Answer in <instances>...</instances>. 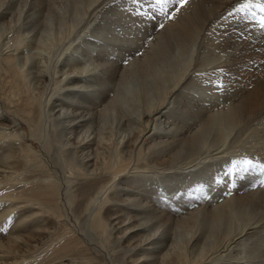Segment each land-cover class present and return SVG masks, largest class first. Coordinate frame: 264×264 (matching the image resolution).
Segmentation results:
<instances>
[{
	"label": "bare ground",
	"instance_id": "1",
	"mask_svg": "<svg viewBox=\"0 0 264 264\" xmlns=\"http://www.w3.org/2000/svg\"><path fill=\"white\" fill-rule=\"evenodd\" d=\"M4 1L3 3H5ZM45 2L47 1L45 0ZM240 2L241 0H187V4L183 7H179L175 2L170 3L169 9L172 12L169 13L171 15L169 17L172 18L161 16L153 19L150 16L145 25H141L148 35L152 34V37L147 46L142 49L140 56L135 57L134 54L138 50L133 51L131 49L133 47L123 49L124 53L134 55V58L130 56L133 63L130 61L129 63L135 69L123 67L119 70L117 64H114V60V62H109L103 56L104 61L102 60L103 63H101L103 68L96 79L97 86H94L95 91L91 89L89 95L84 93L78 95L79 90L83 89V86L85 88L86 85L79 83L80 76L69 75L70 69L69 71H60L61 74L59 73L58 77L54 76L52 85L55 86H53L54 88L50 87L52 92L49 93L45 102L46 105L50 103V118L59 120L56 127L53 124L52 133L53 139L57 144L60 143V146L58 148L54 146V149L60 148L59 152H62L61 156L65 162L64 167L65 172L68 173V179L73 180V183L74 180L79 181L75 182L78 184L76 193H69L68 188L63 192L69 206L72 204L69 211L73 219L62 202L60 181L58 182V176L56 177L53 173L56 169L52 172L47 170L44 167L45 161L43 164L41 159V150L35 149L32 146L33 143L29 142L31 136L34 135L36 123L40 117L42 96L45 97L41 89L32 90L31 81L44 84L49 80H46V70L41 69L40 65L42 64L38 65V63L28 69L29 67L25 66V61H19V53L17 55L16 52L17 48L22 45L20 43L23 37H17V40H14L16 37L11 39L16 44L15 48L13 44H8L10 40L2 46L0 31V50L3 51L0 56V264H98L96 252L78 232L73 220H83L84 226L92 232L94 237L104 243L111 240L117 241L118 245H115L114 248H120L119 252L123 249V252L128 255L123 257L124 260L119 264H151L153 261H157L159 264H168V262L186 264L189 261L188 253L193 251L194 261L210 251L211 253L215 252V256L210 258L211 261L215 257L230 256L241 245H250L249 243L257 246L258 244L264 245V191L262 189L242 187L239 188L238 193L231 190L227 199L220 200V203L209 207L207 204L206 206L201 205L204 197L200 202L197 201V205L194 201L198 197L196 199L185 198L189 197V194L191 197L196 194L195 192L193 194V191L195 188L197 189L195 186L198 184H193L191 181L187 186L184 185L187 188L182 187L184 190L187 189L188 195L185 192L184 198L179 201L172 200V205H169L171 208L168 209L173 212L183 210L180 212L184 214L173 217L165 209L158 210L159 202L163 201H158L156 197L159 196L155 197L156 190L153 189L158 188L160 182L152 177L146 184L144 178L142 181V177L137 176L142 175L143 171H139L141 168L142 170L145 168V171L157 169L153 174L156 175L166 174L168 173L167 169L178 166L177 168H182V171L169 174V190L165 193L167 196H171L169 195L172 192L170 189H174V195H176L177 192L183 190L179 184L187 179L189 172L193 170L189 168L196 165L194 169L197 170L198 163L203 162H198L201 158L199 151L206 143L207 132L211 130H208L210 125H213L214 128L217 122L215 125L213 123L217 120L218 124L232 126V129L229 130L234 132L224 134L218 130H222V128H218L217 133L219 132V134L211 141L210 145L211 149L215 151L204 156L208 162L210 160L206 158L207 156L217 159L216 162L213 159L214 161L212 160L208 166L210 172H215L214 177L219 174L218 171L225 168L226 158L223 153L239 151L242 147L247 146H245L246 142H242L241 135L243 133H245V140H249L248 142L251 144L250 149L256 151L257 148L254 147L259 146L258 149H261V152L264 150V116L260 117L261 112L264 113V34L256 30V26L259 25L256 20L243 19L244 14L232 13V9L237 7ZM11 5L9 3L7 7L2 8L4 6L0 0L1 29L2 26L5 29L8 23H12L11 17L14 14L10 13ZM22 7L24 8V6ZM178 7L179 11H177ZM17 8H15V12ZM19 10L21 7L17 10L20 13ZM52 11L54 10L52 9ZM253 11L257 13V16L260 15L258 10L253 9ZM22 12L23 10H21ZM29 12L31 14L32 11ZM124 13L122 14L124 15ZM229 13L232 15L229 16ZM38 14L44 15L45 13ZM38 14H36L37 17ZM49 14L52 15L50 10ZM55 15L53 13V18ZM128 16L130 15L128 14ZM60 18L64 21L62 17ZM129 18L131 19V16ZM40 19V22L43 21ZM50 20L48 18L49 22ZM15 23L13 22L11 26L13 27ZM125 23L127 25V22ZM42 24L43 22H41ZM161 24L164 26L160 27ZM59 27H63L62 24ZM117 28L119 29V27ZM11 29L9 28V34ZM9 37L7 38L9 39ZM70 44H73V40ZM128 45L127 47L131 46ZM196 51L201 53L197 59L195 58ZM112 55L113 53H111ZM123 56L119 55V58H123ZM115 57H118L117 54L114 59ZM119 58H117L118 62ZM134 73L137 78L133 75V79L137 85L135 83L134 90L128 88V93H126L124 80H128V78H125V75ZM129 76L131 77V75ZM209 80L223 81L224 90L222 92L215 91L207 83ZM199 81L200 86L195 87ZM202 87H206V91L210 88L208 94L214 96L213 100L216 104L218 102L215 98L223 97L225 104L218 114H212L210 101L209 103L201 101L202 93H200L202 96L199 99L200 95L197 91L200 90L206 94L208 92H204ZM104 88L106 90H102ZM55 89L56 92H54ZM89 89L88 91H90ZM109 92L111 95L108 94ZM55 93L60 98L56 96L52 98ZM126 94H130L131 97H126ZM70 95L78 96L77 99H72ZM94 98H99L100 103L93 104L92 100H96ZM91 103L94 108L100 104L104 109L111 107L110 109L116 111L117 126L121 132L119 140H114L115 138L111 137L113 132L106 131L108 128H104L103 124L100 125L102 123L100 121L106 119L103 117L104 113L99 111L93 115L92 109L89 107ZM211 107L215 108V104L214 107L213 105ZM176 113L189 122L182 120L181 122L184 123L180 121L179 123L176 121L178 117ZM114 119L112 118V122ZM39 121L41 122L42 119ZM117 126L115 125L114 130L117 129ZM215 127L217 128V126ZM222 127L225 129V125ZM38 135L41 136V134ZM32 138L34 137L32 136ZM50 142L54 141L50 140ZM237 142L241 143L240 148L236 146ZM45 143L44 146H41L44 151L43 147L45 148L47 144ZM210 146H208L209 150ZM208 147L206 148L208 149ZM195 157H198L197 162H192L193 165H191V161ZM236 159L239 158H232V160ZM227 160L229 159L227 158ZM129 168L132 170L128 171V174L120 176ZM184 168H188L187 171ZM206 172H203V175ZM200 176H194L196 182L202 181ZM121 179L127 182V190L122 187L121 184L124 182ZM73 183L71 182L70 186H74ZM129 183L138 185L131 186ZM66 184L65 182V186ZM215 184L214 187L211 184L213 189L223 185L218 183L219 185L217 184L218 186L215 187ZM189 188L191 189L189 190ZM220 192L222 193V191ZM182 193L184 194V192ZM222 196L223 199L224 196ZM160 197H162L161 194ZM218 197L220 198V194ZM186 202L189 204L187 205ZM193 204L196 205L195 208L187 211ZM151 221L149 227L148 224ZM82 227L80 230L84 228ZM113 230L115 231L112 232ZM111 243L112 241L110 245ZM113 243L115 244V242ZM260 246L258 249L261 248ZM101 251L99 250V252ZM124 253H121V256L125 255ZM158 253L161 254L159 257L156 256ZM115 255L117 254L115 253ZM244 256L242 255V257ZM127 257L128 260H126ZM207 260L206 262H208ZM240 261L242 260L239 259ZM215 262L216 260L212 263L216 264ZM102 263L107 262L103 261ZM244 263L246 264V262ZM203 264L205 263L203 262Z\"/></svg>",
	"mask_w": 264,
	"mask_h": 264
},
{
	"label": "rangeland",
	"instance_id": "2",
	"mask_svg": "<svg viewBox=\"0 0 264 264\" xmlns=\"http://www.w3.org/2000/svg\"><path fill=\"white\" fill-rule=\"evenodd\" d=\"M3 1L4 0H2V6H4V7H2V8H5V7H7L8 5H9V3H10V5H11V2H12V10H11V12L10 13H12V14H14V15H12V17H11V20H12V23L14 22L15 23V21H17V20H19L18 22H16L14 25H13V27L11 26L12 25V23H8V26H7V28H5L4 29V27L2 26V29H1V27H0V31H1V33H2V36H1V44H2V46H3V44L6 42V41H8V40H10V42H8V44L10 43V44H13V47L15 48L16 47V44L14 43V41L12 42L11 41V39L13 38H15L16 37V39H14V40H17V37H23L22 38V42L20 43V45L21 46H19L18 48H17V50H16V52H17V55H18V53H19V61L21 60V61H25V66L28 68V69H30V67L32 66V65H34V64H36V63H38V65H40V64H42V65H40L39 67L42 69H45L46 71H45V76H46V80L47 79H49V80H47V81H45L44 82V84H40L39 82H36V81H31V87H32V90L33 91H38V90H42L43 91V94L45 95V97L44 96H42V100H43V103H42V105H41V113H40V117L38 118V121H37V123H36V129H35V132H34V135H32L34 138H32V136H31V138L29 139V142H31V143H33L32 144V146L35 148V149H39V150H41V152H42V155H41V159H42V162H43V164H44V161H45V168L47 169V170H50V172H52L54 169H56V170H54L53 171V173H55V176L57 177V180H58V182L60 183V186H61V188H62V195H61V199H62V202L64 203V206H65V209L67 210V212L69 213V216L71 217V219H73V217H72V215L70 214V211H69V209L72 207V204H70V206H69V204L67 203V201H66V199H65V196H64V194H63V192L65 191L64 189H66V188H68V190L70 191L69 193H76L77 191H78V186L76 187V185H78V184H75V182L77 181V180H74V183H73V180H69L68 179V177H67V172H65V162H64V159H63V156H61L62 154V152H59L60 151V148L56 151L54 148V146H57L56 148H58L60 145V143L59 144H57V142H55L56 140H54L53 138H54V135H53V133H52V129H53V124H55L54 125V127H56V125L58 124V121L59 120H57V119H55V120H53L54 118H50V111H49V104L50 103H48L47 105H46V98L48 97V95H49V93L50 92H52V88H54L53 86H55L54 84L52 85V83H54L52 80H54V78L55 77H58L59 76V73L61 74V72L60 71H69V69H70V73H69V75H76V76H80V78H81V81H83L84 79H86V80H84L85 81V83H84V81L83 82H79V83H83L84 85H86V89L84 88V86H83V89L85 90H83V89H81V90H79L80 91V93L78 94V95H81V94H87V95H89V93L91 94V89H93V91H95V87L94 86H97V81H96V79H97V77L101 74V71H102V69L101 68H103V64H101V63H103V61H104V58H103V56H105V58H107L108 60H109V62H114V64L116 65L117 64V67H119V70H121V68H125V67H129V68H131L132 69V67H133V65L131 64V63H133V59H131V57L132 58H134V55H135V57H137V55H139L140 56V53L142 54V49H144L146 46H147V43H148V41L150 40V38L152 37V34L151 35H148L147 34V32H146V30L144 29V28H141L143 25H145V22H147V19L150 17V18H156V17H164V18H169V16H171V15H169V13L171 14V10L169 9L170 8V6H171V4H169L168 5V7H167V9L164 11V12H161V11H159L160 9H158V8H156V9H150V8H146V7H148V5H149V3H152L153 2V0H140V2L139 3H134L133 2V0H121V2H120V0H46L47 2H45V0L43 1V0H39V1H36V0H6V1H4L5 3H3ZM10 1V2H9ZM35 2V3H33V2ZM7 2V3H6ZM27 2V3H26ZM37 2V3H36ZM23 3V4H22ZM121 5H120V4ZM148 3V4H147ZM34 4V5H33ZM45 4V5H44ZM48 4V5H47ZM50 4V5H49ZM52 4V5H51ZM110 4V5H109ZM112 4V5H111ZM143 4V5H142ZM14 5V6H13ZM20 5V6H19ZM30 7H29V6ZM108 5V6H107ZM145 5V6H144ZM22 6H24V8L22 7ZM46 6V7H45ZM107 6V7H106ZM111 6V7H110ZM122 6V7H121ZM18 7V8H17ZM19 7H21V10H23V12L21 13V10H19L20 11V13L17 11L18 9H19ZM30 9H29V8ZM40 7V8H39ZM44 7V8H43ZM52 7V8H51ZM106 7V8H105ZM109 7V8H108ZM118 7V8H117ZM1 8V9H2ZM15 8H17V10H16V12H15ZM42 8V9H41ZM122 8V9H121ZM29 9V10H28ZM39 9V10H38ZM41 9V10H40ZM52 9L54 10V11H52ZM106 9V10H105ZM140 9V10H139ZM146 9H147V11H146ZM44 10V11H43ZM49 10H50V12H51V14L53 15V13H54V15H55V13H56V15L54 16V18H53V16L52 15H50L49 14ZM61 10V11H60ZM97 10V11H96ZM126 10V11H125ZM144 10V11H143ZM155 10H157V11H159V12H157V11H155ZM13 11V12H12ZM29 11H32L31 12V14H30V12ZM42 11V12H41ZM96 11V12H95ZM120 11V12H119ZM132 13H131V12ZM141 11V12H140ZM15 12V13H14ZM53 12V13H52ZM117 12V13H116ZM124 13V15H126V16H124L122 13ZM127 12H130V13H127ZM161 12V13H160ZM35 13V14H34ZM38 13H40V14H44V15H39ZM138 13H148V15H138ZM27 14V15H26ZM36 14H38L39 16L37 17V15ZM128 14L131 16V19L133 20L132 22H131V19L129 18L130 16H128ZM162 14V15H161ZM25 15V16H24ZM29 15V16H28ZM33 15H36V16H34L33 17ZM21 18H20V17ZM44 18H43V17ZM49 16V17H48ZM16 17H18V18H16ZM25 17V18H24ZM60 17H62V19L65 21H62L61 20V18ZM117 17V18H116ZM123 17V18H122ZM9 18V17H8ZM41 18V19H40ZM48 18L49 19H51L50 20V22L48 21ZM121 19V21H120V19ZM129 18V19H128ZM25 19H26V21H25ZM39 19L40 20H43V21H41V22H43V24L41 25V22L39 21ZM126 19V20H125ZM113 20V21H112ZM258 20H259V16H257V19H256V22H258ZM27 21H28V23H27ZM48 21V22H47ZM45 22V23H44ZM51 22H52V24H51ZM122 22H127V25H126V23L124 24V23H122ZM131 22V23H130ZM26 23H27V25H26ZM35 23V24H34ZM40 23V24H39ZM66 23V24H65ZM130 23V24H129ZM30 24V26H28ZM45 24V25H44ZM51 24V25H50ZM61 25L62 24V26L63 27H59V25ZM64 24V25H63ZM113 24V25H112ZM120 24V25H119ZM122 24V25H121ZM137 24V25H136ZM36 25V26H35ZM68 25V26H67ZM72 25V26H71ZM117 25V26H116ZM142 25V26H141ZM116 26V27H115ZM140 26V27H139ZM11 27H12V29H11ZM66 27V28H65ZM117 27H119V29L117 28ZM124 27V28H123ZM131 27V28H130ZM9 28L11 29L10 30V34L8 33L9 32ZM256 30H259L260 32H261V34H264V28H261L260 27V25H257L256 26ZM135 29V30H134ZM7 30V31H6ZM142 30V31H141ZM60 31H61V34H60ZM144 31V32H143ZM7 32V33H6ZM5 33V34H4ZM146 33V34H145ZM78 34H80V35H78ZM9 35H10V37H9ZM14 35V36H13ZM21 35H23V36H21ZM77 35V36H76ZM136 35V36H135ZM26 36V37H25ZM30 36V37H29ZM58 36V37H57ZM64 36V37H63ZM76 36V37H75ZM80 36V37H79ZM6 37V38H5ZM7 37H9V39L7 38ZM77 37H79V38H77ZM140 37V38H139ZM57 38V39H56ZM4 39V40H3ZM7 39V40H6ZM60 39V40H59ZM58 40V41H57ZM73 40V44H70V42ZM112 42H111V41ZM33 42V43H32ZM110 42V43H109ZM123 42H124V44H123ZM131 45V46H129V47H127V45ZM113 44V45H112ZM69 45V46H68ZM110 45H111V47H110ZM117 45H119V46H117ZM68 47V49H66L67 47ZM121 46V47H120ZM98 47V48H97ZM101 47V48H100ZM124 47V48H123ZM131 47H133V48H131ZM3 48V47H2ZM21 48V49H20ZM115 48V49H114ZM119 50H118V49ZM132 49L133 51H135V49L136 50H138V52L136 53L135 52V54L133 55H129L128 53H124V51H123V49ZM1 49V48H0ZM100 49V50H99ZM113 49V50H112ZM121 49V50H120ZM141 49V50H140ZM50 50V51H49ZM66 50H67V52H66ZM116 51V52H115ZM119 51H122L123 52V54H126V56H123V54H122V52H119ZM2 52L3 51H1L0 50V56H1V54H2ZM63 52V53H62ZM105 52H107V53H105ZM109 52H111V53H113V55L111 56V53H109ZM38 54V55H37ZM115 54H117V56L118 57H115V59H114V56H115ZM197 54V55H196ZM201 54V53H200ZM199 54V52L198 51H196L195 52V58L197 59V57L200 55ZM61 55H63V56H61ZM65 55V56H64ZM96 55H97V57H96ZM119 55L122 57L123 56V58H119ZM67 56V57H66ZM131 56V57H130ZM29 57V58H28ZM110 57V58H109ZM24 58V60H22ZM45 58V59H44ZM59 58V59H58ZM97 58H98V61H97ZM113 58V59H112ZM117 58H119V62H118V59ZM129 58V59H128ZM37 59H38V61H37ZM110 59H111V61H110ZM124 61H123V60ZM27 60V61H26ZM37 62H36V61ZM65 60V61H64ZM103 60V61H102ZM114 60V61H113ZM116 60H117V62H116ZM40 61V62H39ZM42 61V62H41ZM129 61L131 62V63H129ZM49 64H48V63ZM96 62V63H95ZM98 62V63H97ZM59 63H60V65H59ZM31 64V65H30ZM64 64V65H63ZM98 64V65H97ZM121 64V65H120ZM132 65L131 67L129 66V65ZM29 65V66H28ZM63 65V66H62ZM74 65V66H73ZM64 66H65V68H64ZM70 66V67H69ZM99 66V67H98ZM102 66V67H101ZM68 67V68H67ZM75 67V68H74ZM88 67V68H87ZM55 68V69H54ZM63 68H64V70H63ZM67 68V69H66ZM73 68H74V70H73ZM93 69H94V71H93ZM101 69V70H100ZM135 68L133 67V70H134ZM55 70V71H54ZM100 70V71H99ZM54 71V72H53ZM131 71V70H130ZM56 72V73H55ZM73 72V73H72ZM75 72V73H74ZM82 73V74H81ZM88 73V74H87ZM96 73H98V74H96ZM50 74H52L51 76H49ZM90 74H92V75H90ZM97 76H96V75ZM85 75V76H84ZM95 75V76H94ZM129 75H131V77L129 76ZM127 74V75H125L126 77L125 78H128V80L127 79H125L124 80V86H125V90L127 91H125L126 93H128V88H129V90L130 89H133L136 85H137V82L136 81H134V76L136 77V74L134 73V74ZM134 75V76H133ZM55 76V77H54ZM49 77V78H48ZM91 77V78H90ZM137 78V77H136ZM83 79V80H82ZM91 79V80H90ZM90 81V83H89V81ZM128 81V82H127ZM129 81H130V83H129ZM32 82H33V84H32ZM88 82V83H87ZM35 83V84H34ZM38 83V84H37ZM46 83V84H45ZM94 85H93V84ZM134 83V84H133ZM135 83H136V85H135ZM200 84V81L199 82H197L196 83V86L195 87H197V86H200L199 84ZM202 83V82H201ZM204 83V82H203ZM202 83V84H203ZM96 84V85H95ZM127 84H128V86H127ZM195 84V83H194ZM40 85H43V86H40ZM49 85V86H48ZM133 87H132V86ZM33 86H35V87H33ZM37 86H39V87H37ZM47 88H46V87ZM52 86V88L50 89V87ZM89 86H91V87H89ZM88 87V88H87ZM108 88H109V85L107 86ZM106 87V88H107ZM90 88V89H89ZM97 88V87H96ZM106 88H104V89H102V90H106ZM107 88V89H108ZM202 88H204V92H207V94L208 93H210L209 92V87H207V88H209V89H207V91H206V87H202ZM201 88V89H202ZM35 89V90H34ZM46 90V91H44V90ZM57 89V88H56ZM56 89L54 90V92H56ZM88 89L90 90V91H88ZM134 90V89H133ZM136 90V89H135ZM78 91V92H79ZM92 91V92H93ZM198 93H199V95H200V93H202V95H200V96H198L199 97V99L201 98V96H202V98H201V101H204V102H207V103H209V101H210V105L212 106L213 105V107H214V104H215V108H212L211 106H210V110L213 112H211L210 110H209V112L210 113H212V114H214V113H216V114H218V112H220V110H221V107L222 106H224L223 104H225V101H224V99H223V97L222 96H219V99H218V97H216L215 99H216V102H218V104H216V103H214V96L212 97V96H210V94H206V93H203V92H201L200 90L199 91H197ZM109 95H111V92H109L108 93ZM78 95H76V97L75 96H72V95H70V97L72 98V99H77V96ZM207 95V96H206ZM58 97V98H60L59 96H57V94L55 93L54 94V96L52 97V98H54V97ZM129 96V97H128ZM207 97H209L207 100H205ZM126 97H128V98H130L131 97V95L130 94H126ZM94 99H96V100H92V103L93 104H98V103H100V100H99V98H94ZM211 100H213V101H211ZM95 101V102H94ZM221 101V102H220ZM223 101V102H222ZM85 102H87V101H85ZM220 102V103H219ZM90 104V106L89 107H91V112L93 113V115L94 114H96V113H99V111H101L100 113H104L103 114V117H104V119L105 120H102V121H100V122H102V123H100V125H102L103 124V126H104V128H108L106 131H111V132H113V134H112V136L111 137H113V139L114 140H119L120 138V136L119 135H121L120 133V131L118 130L119 128H118V126H117V119L116 118H118L117 117V114H116V111L114 110V109H110L111 107H107V108H103V106L102 105H95L96 106V108H94V105L93 104ZM212 103V104H211ZM208 104V105H209ZM220 104V105H219ZM46 105V106H45ZM86 105H89V104H87L86 103ZM218 106V107H217ZM93 107V108H92ZM100 107V108H99ZM47 108H48V110H47ZM217 108V109H216ZM108 109V110H107ZM86 111V110H85ZM106 111V112H105ZM108 111V112H107ZM263 112V111H262ZM261 112V115H260V117H262V116H264L263 114L264 113H262ZM106 113V114H105ZM177 114V120L176 121H184V122H189V120H185V119H183V117L181 118V116L180 115H178V113H176ZM86 116H88L89 117V115H86ZM107 116V117H106ZM47 117H49V119H47ZM44 118V119H43ZM109 118H110V120H109ZM112 118L114 119V121L116 122H112ZM42 119V121L40 122L39 120H41ZM181 119V120H180ZM50 120V121H49ZM55 122H53V121ZM110 121V122H109ZM51 122H53V123H51ZM110 124H109V123ZM179 122V123H180ZM184 122H181V123H184ZM216 122H217V124H216ZM44 123V124H43ZM113 123V124H112ZM220 123V122H219ZM106 124V125H105ZM113 126H112V125ZM215 126H217V128L214 126V128H213V125H210V127H209V129L208 130H214L213 132L210 130L209 132H207V134H208V136H207V139H206V143H205V145L203 146V148H201L200 150L201 151H199V157H203V159H201V158H199L200 160H198V162L199 161H203V162H199L198 163V166L200 167H198V169L196 170V169H194L195 168V166H193V167H190L189 169H193L192 171H190L189 172V176H188V178L187 179H185V180H187V181H182L181 182V184H179V187H184V185L185 186H187V184L189 183V182H191V181H193V182H191V183H193V184H198L197 186H195V187H199V186H201V185H203L204 186V188H203V192L202 191H196V188H195V191H193V194H195V195H198V196H195V195H193V197H191V195L189 194L188 195V191H187V189L186 190H184L183 188V190H181L182 192H184V194L180 191V192H177L176 193V195H174V189H170V190H172V192H170L169 193V195H171V196H167V194H165L166 193V191H168L169 189H168V183H169V174H173V173H179V172H181L182 171V168H177L178 166H176L175 168H170V169H167L166 170V172H168V173H166V174H156V175H153L154 174V172H156V170L157 169H155V170H151V169H146L147 171H145V168H144V170H142V168H141V170H139V171H143L141 174L142 175H137L138 177H142V181H143V178H144V181H145V183L147 184V182H148V180H150V179H152V177H153V179H157V182H160L159 183V187L158 188H156V189H153L154 191H155V197L156 196H159V197H156L157 199H158V201H163L162 203L161 202H159V206L160 207H158L159 209V211L161 210V209H165L166 211H168L170 214H172V216L173 217H178V215L179 214H184V213H181L180 211H183V210H175L174 212H177V213H174L173 212V210L171 211V210H169L170 208H171V206H169V205H172V200H180V199H182V198H184L185 197V195L187 194L189 197H185L186 199L188 198V199H190V198H197L196 199V201H194V202H196L195 204L197 205V201L199 200V202H200V200H202V197H204L203 198V203H201V205H205L206 206V204H207V206H209V207H212L213 206V204L215 205V204H218V203H220V200H225V199H227L228 197H229V194L228 193H230V191L232 190L234 193H238V190H239V188H242V187H245L246 189H262L263 191H264V183H262V181H264V173H261L259 170H250L249 172H247V173H242V174H237V173H233V175L232 176H230V177H224V173L228 170V167L230 168L231 167V161H232V158H234V157H238L239 159H242V158H248V159H251V160H253V162L254 163H261V164H264V150H262V152H261V149H258V147L259 146H255L254 148H257V150L256 151H254L253 149H250V147H251V144L248 142L249 140H245V133H243V135H241V138H242V142L244 141V142H246L245 143V146L246 147H242L241 148V150H239V151H235V152H230V153H223V156H224V158H226V164H225V168H222V171H218V173L219 174H216L217 175V177H224V180H226L224 183H222L223 185L221 186V185H219L218 183V185L217 184H215V179L217 178L216 177V175H215V177H214V174H215V172H210L209 171V169H208V166H209V164H211L212 162V160L214 159L215 160V162L217 161V159L216 158H211V156H207L206 158L207 159H209L210 161L208 162V160L206 161L205 160V158H204V156H206V155H208V154H210L213 150L211 149V141L219 134V132L221 133V131H222V133H224V134H227V133H229V132H234V131H232V130H229V129H232V126H228V125H226V124H218V120L217 121H215L214 123H213ZM115 125L117 126V129H115L114 130V128H115ZM218 125H220V126H218ZM222 125L224 126L225 125V129H224V127H222ZM103 126H101V127H103ZM171 126V125H170ZM228 126V127H227ZM60 127V126H59ZM113 127V128H112ZM218 128H222V130L221 129H218ZM217 129L219 130V132L217 133ZM39 130V131H38ZM43 130V131H42ZM229 130V131H228ZM42 131V132H41ZM49 131H51V132H49ZM116 131V132H115ZM118 131V132H117ZM215 132V133H214ZM44 133V134H43ZM118 135H117V134ZM38 134H41V136L40 135H38ZM114 134H115V136H114ZM206 134V135H207ZM214 134V135H213ZM216 134V135H215ZM44 137H43V136ZM46 135H47V137L48 136H50V137H46ZM52 135H53V137H52ZM40 137H42V138H40ZM51 138V139H50ZM64 138V137H63ZM51 141H54L53 143H51L50 142V140ZM53 139V140H52ZM112 139V140H113ZM244 139V140H243ZM64 140V139H63ZM62 140V141H63ZM47 143H45V142ZM36 142V143H35ZM41 142V143H40ZM46 144V146H45V148L43 147V149H45V151L44 150H42V148H41V146L43 145L44 146V143ZM50 143V144H49ZM40 144V145H39ZM241 143L240 142H237V144H236V146L237 147H241V145H240ZM244 145V144H243ZM208 146H210V150H209V147ZM53 147V148H52ZM206 147H208V149L206 148ZM51 148V149H50ZM232 148V147H231ZM54 149V150H53ZM238 149V148H237ZM245 149H247V150H245ZM249 149H250V151H249ZM46 150H48V151H46ZM49 150H50V153H49ZM55 151V152H54ZM203 151V152H202ZM215 151V150H214ZM213 151V152H214ZM53 154H52V153ZM210 152V153H209ZM48 153H49V155H48ZM232 153V154H231ZM45 154V155H44ZM58 154H60V155H58ZM203 156H202V155ZM228 155V156H227ZM230 156V157H229ZM243 156V157H242ZM209 157V158H208ZM51 158H53V159H51ZM227 158L229 159V160H227ZM47 159V160H46ZM50 159V160H49ZM197 159H198V157H195L192 161H191V163L193 162V163H196L197 162ZM231 159V160H230ZM53 162H52V161ZM58 160V161H57ZM213 160V161H214ZM55 161V162H54ZM59 162V163H58ZM207 162V163H206ZM227 162H229L228 163V165H227ZM57 163V164H56ZM190 163V164H191ZM193 163L191 164V165H193ZM203 163H205V164H203ZM50 164V165H49ZM60 164V165H59ZM202 164V165H201ZM63 169H61L59 166ZM183 165V164H182ZM202 167H201V166ZM54 166H57V167H54ZM64 167V168H63ZM204 168V169H203ZM206 168V169H205ZM61 171H60V170ZM140 169V168H139ZM186 171H187V169L188 168H184ZM201 169H202V171H201ZM223 169H225V170H223ZM130 170H132L131 168H129L125 173L123 172V173H121V175L120 176H125L126 175V173L128 174V171L130 172ZM57 171V172H56ZM159 171H162V170H160L159 169ZM206 171H209L208 173L206 172ZM63 172H65L64 174H63ZM146 174H145V173ZM203 172H206V174L208 175L209 174V176H206V174L205 175H203ZM224 172V173H223ZM212 173H213V175H212ZM217 173V172H216ZM129 174H131V173H129ZM65 175V176H64ZM197 175H201L200 177V179L202 180V181H199V182H196L197 180H195L196 179V177L194 178V176H197ZM64 176V177H63ZM211 176H213L214 178H212ZM60 177V178H59ZM67 177V178H66ZM185 178V177H184ZM61 179V180H60ZM65 180V181H64ZM67 180V181H66ZM122 180V179H121ZM137 180V179H136ZM138 180H139V178H138ZM211 180V181H210ZM70 183H69V182ZM205 181V182H204ZM209 181V182H208ZM64 182V183H63ZM65 182L67 183L66 184V186H65ZM71 182L73 183L72 185H74V186H70L71 185ZM79 181H77L76 183H78ZM122 182H124V183H126V184H124V183H122L121 185H122V187H124L126 190L128 189V186H127V182L125 181V180H122ZM138 182V181H137ZM195 182V183H194ZM69 183V184H68ZM204 183V184H203ZM207 183V184H206ZM210 183V184H209ZM226 183V184H225ZM231 183V184H230ZM131 186H135V185H138V184H136V183H129ZM162 184V185H161ZM200 184V185H199ZM213 185V187H214V184H215V187L216 186H218L219 188H215V189H213V187H212V185ZM224 184H225V186H224ZM227 184H229V185H227ZM234 186H233V185ZM69 186V187H68ZM194 186H192V188L194 189ZM231 186V187H230ZM73 187H74V189H73ZM225 187H227L228 188V191H227V188H224ZM70 188V189H69ZM72 188V189H71ZM77 188V189H76ZM132 189H133V187H131ZM184 188H187V187H184ZM211 188V189H210ZM230 188V189H229ZM76 189V190H75ZM160 189H162V190H160ZM164 189V190H163ZM191 188H189V190H190ZM75 190V191H74ZM134 190V189H133ZM213 190V191H212ZM215 190H217V191H215ZM222 191V193L220 192V191ZM159 191V192H158ZM226 191V192H225ZM231 191V192H232ZM185 192H186V194H185ZM195 192V193H194ZM206 192H207V194H206ZM220 192V193H219ZM179 193H181V194H179ZM191 193V192H190ZM202 193H203V195H202ZM160 194H161V196L162 197H160ZM199 194H201V195H199ZM218 194H220V198H221V196L223 195L224 196V198L222 199H220L219 197H218ZM166 195V196H165ZM180 195V196H179ZM182 196V197H181ZM195 196V197H194ZM213 196V197H212ZM222 196V197H223ZM228 196V197H227ZM171 197V198H170ZM199 197H201V198H199ZM217 197V198H216ZM227 197V198H226ZM170 198V201L168 200ZM207 198V199H206ZM219 198V199H218ZM64 199V200H63ZM160 199V200H159ZM193 199H191V200H193ZM214 199V200H213ZM215 199H217V200H215ZM167 200V201H166ZM190 200V201H191ZM213 200V201H212ZM207 202V203H205V202ZM214 201H216V202H214ZM219 201V202H218ZM169 202V203H168ZM187 202H189L188 200H187ZM187 202H186V204H187ZM194 202H192V203H194ZM198 202V203H199ZM208 202H210V203H208ZM213 202V203H212ZM161 204H163V205H161ZM168 204V205H167ZM189 204V203H188ZM187 204V205H188ZM195 204H193L192 205V207H191V205H190V209H188L187 211H189V210H192L193 208H195ZM210 204V205H209ZM69 207H68V206ZM198 205H200V203L198 204ZM168 206V207H167ZM163 207V208H162ZM169 208V209H168ZM168 209V210H167ZM185 210V209H184ZM162 211V210H161ZM171 211V212H170ZM166 213V212H165ZM175 215H174V214ZM180 215V216H181ZM77 220H73V224L75 225V226H77L76 227V229L78 230V232L83 236V238H85V240L87 241V243L88 244H90L89 246H91L94 250V252H96V261H98V264L99 263H101V264H104V263H102L103 261L105 262H107V263H105V264H111V263H114L115 264V261L118 259V260H120V261H116V264L118 263L119 264V262H121V261H123L124 260V258L126 257V255L127 254H125L124 252H123V249H121L122 250V252H121V250H120V252H119V249L120 248H118V247H116V248H114L115 247V245L117 246L118 245V242L117 241H114V240H111L112 241V243L113 242H115V244L113 243V245H112V243H111V245H110V242H102V241H100L97 237H94V235L92 234V232L87 228V227H85L84 226V222H83V220L81 221H77ZM153 221V220H152ZM152 221L148 224L149 225V227H150V224L152 223ZM80 226H78V225ZM84 228H83V227ZM81 227L83 228L82 230H80L81 229ZM87 230V231H86ZM115 230H113L112 232H114ZM88 232V233H87ZM93 236V237H92ZM259 236H260V234H259ZM87 237V238H86ZM89 237H90V239H89ZM177 237H179V235H177ZM95 238H96V242H95ZM89 239V240H88ZM89 241H90V243H89ZM93 241V242H92ZM98 241V242H97ZM95 242V243H94ZM100 243H102L101 245H100ZM249 243V242H248ZM93 244V245H92ZM108 244V245H107ZM250 245H248V244H246V245H241V246H238L237 248H236V250H234L232 253H231V255L230 256H225V257H215V258H213L214 259V261L216 260V264H221L222 262V264H245L244 262H246V264H264V245L263 246H260L259 244H258V246H260L261 248H259L258 249V246L257 245H252L251 243H249ZM251 245H252V247H251ZM108 246L112 249V251H111V249L109 248V249H107L108 248ZM107 247V248H106ZM113 247V248H112ZM250 247H251V250H250ZM257 247V248H256ZM99 248V249H98ZM103 248H104V250H105V252H103L104 250H103ZM239 248V249H238ZM114 249H115V252H114ZM118 249V250H117ZM243 251H242V250ZM253 249H254V251H253ZM99 250H102L101 252H99ZM257 250V251H256ZM164 251V250H163ZM162 251V252H163ZM247 251V253H245ZM253 253H252V252ZM259 251V252H258ZM107 252V253H106ZM110 252V253H109ZM119 252V253H118ZM161 252V253H162ZM244 254H243V253ZM255 252V253H254ZM256 252H257V254H256ZM115 253L117 254V255H115ZM121 253H124L125 255H123V256H121ZM213 253V252H212ZM211 253V251L210 252H208V253H206L205 254V256L207 257H205V256H203V257H201V258H198L197 260H195L194 261V257H195V254H194V251L193 252H190V253H188V259H189V261H188V263H186V264H203V262L206 264H208V263H210V264H213L214 263V261H213V259L210 261V258H212L213 256H215V252L212 254ZM235 253V254H234ZM242 254L244 257H242V255L241 256H239L240 254ZM250 253V254H249ZM105 254V255H104ZM120 254V255H119ZM249 254V255H248ZM252 254H253V256H252ZM115 255V256H114ZM158 255V257L161 255L160 253H158V254H156V256ZM192 255H194V257L192 256ZM211 255V256H210ZM217 255V254H216ZM113 256V257H112ZM117 256H118V258H117ZM128 256V255H127ZM239 256V257H238ZM248 256V257H247ZM255 256V257H254ZM259 256H261V257H259ZM110 257H112V258H110ZM116 257V258H115ZM124 257V258H123ZM227 257V258H226ZM231 257V258H230ZM250 257V258H249ZM252 257V258H251ZM106 258H108V259H106ZM110 258V259H109ZM123 258V259H122ZM204 258H206L205 260H204ZM218 258V259H217ZM237 259L236 261H235V259ZM99 259H101V260H103L102 262H99V261H101V260H99ZM114 261H112V260ZM208 259V260H207ZM221 259H223V260H221ZM239 259L240 260H242V261H240L239 262ZM245 259V260H244ZM252 259V260H251ZM126 260H128V257L126 258ZM192 260V261H191ZM206 260L208 261V262H206ZM218 260V261H217ZM222 262H221V261ZM231 260V261H230ZM233 260V261H232ZM226 261V262H225ZM221 262V263H220ZM228 262V263H227ZM248 262V263H247ZM173 264L172 262H168V264ZM151 264H159V262H157V261H153V262H151Z\"/></svg>",
	"mask_w": 264,
	"mask_h": 264
},
{
	"label": "snow or ice",
	"instance_id": "3",
	"mask_svg": "<svg viewBox=\"0 0 264 264\" xmlns=\"http://www.w3.org/2000/svg\"><path fill=\"white\" fill-rule=\"evenodd\" d=\"M134 3H139L140 0H133ZM175 2L179 7H183L187 4V0H153L152 3H149L148 7L152 9L159 8L161 12H164L170 3ZM179 7L177 11H179ZM253 9L258 10L259 12V25L261 28H264V0H241L237 7L232 9V13L244 14L243 19H257V13ZM229 13V16L232 15ZM138 15H148V13H138ZM172 18V17H169ZM164 25H160L163 27ZM222 71V70H221ZM209 85L213 87L215 91L222 92L224 90L223 81L209 80L207 81ZM250 170H259L261 173H264V164L254 163L253 160L248 158L236 159L231 161V167L224 173V177H230L233 173L242 174L247 173ZM224 177H218L215 179V183H224ZM264 183V181H262ZM204 186H199L196 191H203Z\"/></svg>",
	"mask_w": 264,
	"mask_h": 264
}]
</instances>
